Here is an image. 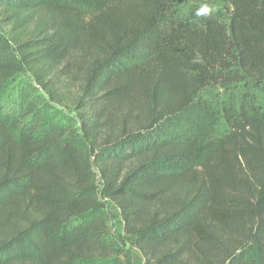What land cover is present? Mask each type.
<instances>
[{
    "label": "trees",
    "instance_id": "obj_1",
    "mask_svg": "<svg viewBox=\"0 0 264 264\" xmlns=\"http://www.w3.org/2000/svg\"><path fill=\"white\" fill-rule=\"evenodd\" d=\"M205 1L0 0V264H133L102 201L143 264H264V0Z\"/></svg>",
    "mask_w": 264,
    "mask_h": 264
},
{
    "label": "rangeland",
    "instance_id": "obj_2",
    "mask_svg": "<svg viewBox=\"0 0 264 264\" xmlns=\"http://www.w3.org/2000/svg\"><path fill=\"white\" fill-rule=\"evenodd\" d=\"M187 1L180 3L177 8L179 16H184L188 10ZM203 4L209 5L214 11L212 13L226 12L227 3L226 0H206ZM200 5V6H201ZM106 208L105 212L110 221L111 238L117 244V246L126 254V256L132 261L133 264H143V260L139 253L133 249L130 243L127 241L123 231V222L117 208L109 202L102 201Z\"/></svg>",
    "mask_w": 264,
    "mask_h": 264
},
{
    "label": "clouds",
    "instance_id": "obj_3",
    "mask_svg": "<svg viewBox=\"0 0 264 264\" xmlns=\"http://www.w3.org/2000/svg\"><path fill=\"white\" fill-rule=\"evenodd\" d=\"M214 10L209 7L207 4L201 5L195 12L196 17H208L212 14ZM201 62V58L199 57V54H197V57L195 60H193V63Z\"/></svg>",
    "mask_w": 264,
    "mask_h": 264
}]
</instances>
